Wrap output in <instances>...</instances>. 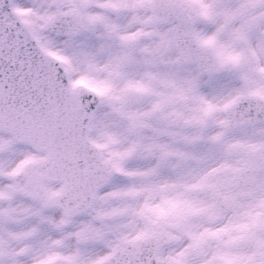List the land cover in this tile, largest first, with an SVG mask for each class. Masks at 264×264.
<instances>
[{"label":"snow or ice","instance_id":"obj_1","mask_svg":"<svg viewBox=\"0 0 264 264\" xmlns=\"http://www.w3.org/2000/svg\"><path fill=\"white\" fill-rule=\"evenodd\" d=\"M0 264H264V0H0Z\"/></svg>","mask_w":264,"mask_h":264}]
</instances>
